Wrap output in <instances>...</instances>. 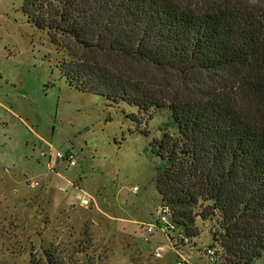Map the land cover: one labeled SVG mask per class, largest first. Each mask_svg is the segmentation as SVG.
<instances>
[{"label":"trees","instance_id":"trees-1","mask_svg":"<svg viewBox=\"0 0 264 264\" xmlns=\"http://www.w3.org/2000/svg\"><path fill=\"white\" fill-rule=\"evenodd\" d=\"M28 20L88 52L115 54L180 77L156 87L116 64L63 59L70 85L111 103L171 109L175 132L154 138L156 185L171 237L190 243L197 218L217 217L214 264H258L264 255V0H23ZM148 133L146 129L142 130ZM161 224V222H159ZM177 234V235H174ZM220 251V252H219ZM46 262L68 264L46 250Z\"/></svg>","mask_w":264,"mask_h":264},{"label":"rangeland","instance_id":"rangeland-1","mask_svg":"<svg viewBox=\"0 0 264 264\" xmlns=\"http://www.w3.org/2000/svg\"><path fill=\"white\" fill-rule=\"evenodd\" d=\"M22 4L0 0V264L45 263L47 249L68 264H177L181 257L214 264L204 251L218 245L217 217H198L200 233L188 244L160 227L147 230L162 204L156 175L163 159L151 144L177 129L171 109L157 108L139 124L128 116L139 113L136 105L70 85L60 63L102 59L164 89L180 77L88 52L70 36L56 42ZM58 151H72L76 165Z\"/></svg>","mask_w":264,"mask_h":264},{"label":"built area","instance_id":"built-area-1","mask_svg":"<svg viewBox=\"0 0 264 264\" xmlns=\"http://www.w3.org/2000/svg\"><path fill=\"white\" fill-rule=\"evenodd\" d=\"M57 157L60 159H65L69 162V165H76V159H75V154L72 151H67L66 153H63L61 151L57 152ZM138 187H136L134 190L137 191ZM82 203L84 206L91 204L90 200L86 197H82ZM170 209L168 206H165L164 204H161L160 206V210H159V215L157 216V219L155 222L149 223L147 226V230L148 232H153L155 230L156 227H160L163 231L168 232L167 227L165 225V223H167L169 221V213ZM161 222V224L159 223ZM169 237L170 234L167 233ZM173 238V237H171ZM175 241H179L177 240V238H173ZM180 242V241H179ZM181 243V242H180ZM186 244H188V240L186 239L185 241ZM178 244V243H177ZM182 244V243H181ZM184 244V243H183ZM218 245H210L205 249V254L212 260H217L218 258ZM177 264H188V261L184 258L181 257L178 261Z\"/></svg>","mask_w":264,"mask_h":264}]
</instances>
